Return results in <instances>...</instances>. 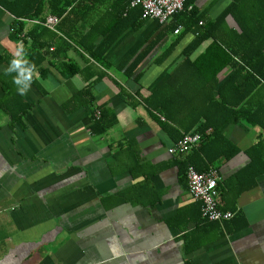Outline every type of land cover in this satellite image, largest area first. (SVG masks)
I'll return each instance as SVG.
<instances>
[{"label": "crops", "instance_id": "1", "mask_svg": "<svg viewBox=\"0 0 264 264\" xmlns=\"http://www.w3.org/2000/svg\"><path fill=\"white\" fill-rule=\"evenodd\" d=\"M16 1L0 0V264H264V162L251 157L264 155L252 149L264 129L230 123L204 141L212 163L201 144L169 152L185 133H214L201 132L204 113L218 115L235 66L198 61L241 31L242 0H190L167 24L136 28L122 22L130 0H66L64 22L47 2L20 36ZM108 36L113 46L95 53L80 42ZM34 42L46 46L21 95L9 68L38 61ZM189 165L219 170L218 205L232 219L202 218Z\"/></svg>", "mask_w": 264, "mask_h": 264}, {"label": "trees", "instance_id": "2", "mask_svg": "<svg viewBox=\"0 0 264 264\" xmlns=\"http://www.w3.org/2000/svg\"><path fill=\"white\" fill-rule=\"evenodd\" d=\"M4 2V0H2ZM21 1V2H19ZM13 3L15 6L7 5V8L16 15L15 25H18V29L14 28V32L20 36L24 25V22L29 19H35L44 15L46 10L47 2H51L54 5L51 7L52 14L56 18L63 17V21L68 15V4L72 1L67 2L66 0L60 1L59 5L55 3L57 0H19ZM250 2V6L240 12L244 0L238 6L239 11L235 17L238 21L241 31L234 33L235 38L230 42L223 41L221 43L214 41L210 46L209 50L214 52V56L209 58L210 51L204 53L198 62L217 64L215 68L217 71H221L224 67L228 65L235 66L234 74L229 78L230 81L234 80L235 88H226L223 85L220 86V101L213 104L214 108H217L218 115L210 116L209 113H204V122L200 128L201 132L209 127L214 128V135H205L201 141L200 151L207 157L208 161L211 163L216 159L214 154L210 155L209 151L206 149V140L211 141L215 138L222 136L223 131L226 126L230 123L238 122L241 118L245 117V120L252 126H260L264 129V0H246ZM190 0L187 1V6ZM129 5V4H128ZM123 8L121 9L120 16L123 14ZM73 12V11H72ZM142 7L130 8L126 17L122 16L124 26L128 27L130 24L132 28H136L142 19ZM177 16V15H176ZM135 20H139L136 24ZM130 22V23H129ZM37 26V27H36ZM33 31H37L42 25H36ZM60 26V25H59ZM122 26V27H124ZM43 27V26H42ZM45 31L47 28H43ZM112 32L109 33L111 35ZM32 35V33H31ZM81 44L89 50L91 53H95L96 50L107 49L112 47L116 42L113 38L108 36V39L98 46H86L82 41ZM225 42V43H224ZM222 43L224 45H222ZM46 46V43H33L31 45V53L36 56L37 62L29 61V65H34L35 67L42 61V56L39 55L41 49ZM36 54V55H35ZM31 56V57H33ZM30 57V58H31ZM208 57V58H207ZM35 58V57H34ZM207 58V60H206ZM33 59V58H32ZM226 84V83H225ZM224 84V85H225ZM246 101V102H245ZM212 110V109H211ZM210 110V112H211ZM206 131V130H205ZM205 141V142H204ZM209 141V140H208ZM207 141V142H208ZM202 142L203 145H202ZM199 144V145H200ZM226 147L222 148L221 154L227 157H232L233 153L227 152L229 145H232L229 141L225 140ZM233 146V145H232ZM234 147V146H233ZM264 147V138L261 139L255 146L253 150L259 151ZM236 151V150H235ZM252 159H262L264 162V155H256ZM256 164V163H255ZM264 166V165H263ZM254 174L258 176L261 174L258 172L253 165L250 167ZM264 172V168L262 169ZM257 171V172H256Z\"/></svg>", "mask_w": 264, "mask_h": 264}, {"label": "built area", "instance_id": "3", "mask_svg": "<svg viewBox=\"0 0 264 264\" xmlns=\"http://www.w3.org/2000/svg\"><path fill=\"white\" fill-rule=\"evenodd\" d=\"M188 0H130V7H142V19L157 20L160 24H167L176 15H179L187 8ZM181 27L175 29L178 34ZM206 135L211 134V129L205 131ZM205 133H185L176 143L175 147L169 149L171 154L176 152L187 154L194 147L198 146ZM189 194L195 201L201 202V215L204 220L224 222L235 216L234 212L222 211L218 205L219 199V170L210 167L206 171H198L194 165L187 169Z\"/></svg>", "mask_w": 264, "mask_h": 264}, {"label": "clouds", "instance_id": "4", "mask_svg": "<svg viewBox=\"0 0 264 264\" xmlns=\"http://www.w3.org/2000/svg\"><path fill=\"white\" fill-rule=\"evenodd\" d=\"M35 66L29 65L27 61H21L13 59L9 68L10 72H15L17 75L14 77V81L17 85V90L21 95H26L31 85L32 72Z\"/></svg>", "mask_w": 264, "mask_h": 264}]
</instances>
